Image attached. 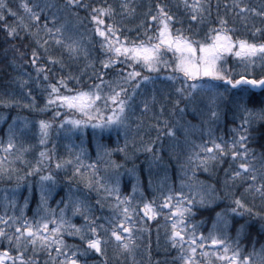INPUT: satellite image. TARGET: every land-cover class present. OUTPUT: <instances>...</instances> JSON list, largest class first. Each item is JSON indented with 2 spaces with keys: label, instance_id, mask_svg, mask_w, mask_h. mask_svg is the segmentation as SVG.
<instances>
[{
  "label": "snow or ice",
  "instance_id": "1",
  "mask_svg": "<svg viewBox=\"0 0 264 264\" xmlns=\"http://www.w3.org/2000/svg\"><path fill=\"white\" fill-rule=\"evenodd\" d=\"M220 6L217 0L213 22L211 0H177L175 8H182L189 22L185 29L176 12L160 0L142 13L137 0H20L15 10L9 0H0V25L7 41L21 42L11 43L13 60L20 62L17 67L30 65L35 71V76L23 72L17 78L19 96L0 94V107L22 106L51 113L49 119L36 122L43 150L34 162L27 159L32 146H25L24 140L35 126L32 121L13 119L6 140L0 139V181L16 180L15 188L4 190L0 201L5 209L0 214V264H88L90 254L99 258L98 264H108L110 247L118 256H132L138 237L150 234V222H156L157 234L164 228L167 246L176 253L170 264H264V245L259 251L253 245L246 253L241 241L247 238L250 224L237 219L247 214L264 221V213L253 212L244 200L247 194L264 203V142L259 152L252 147L257 143L254 125L264 122V26L252 23L249 29L255 17L264 25V0L258 5L251 0H225L223 15ZM137 16L143 19L136 28H127L124 22ZM9 17L13 23H8ZM236 20L249 30L248 37L238 35ZM213 23L215 26L206 27L202 35L192 32L194 24ZM132 31L134 37L128 35ZM97 45L102 56L99 69L90 59ZM229 58L236 61L234 67L228 66ZM81 59L88 61L86 68L93 69L88 77L92 83L72 72L53 74L56 66L62 72L67 62ZM158 81L170 89L165 97L171 105L167 118L163 104L158 113L153 111L158 103ZM30 82L44 94L43 107L36 105ZM149 86L154 93L151 99L137 104V97ZM25 96L30 103L21 104ZM137 108L141 115L136 117L133 130ZM189 109L200 120L199 126L184 122ZM149 113L154 122L145 127ZM229 114L234 126L229 128L228 138L215 135L214 126ZM89 130L95 160L85 147ZM152 130L157 133L155 139L145 141L141 133ZM113 131L118 137L122 133L125 143L110 150L102 141ZM133 131V141L137 135L140 139L139 147L133 142V150L150 153L154 160L160 158L164 138L186 148L181 166L185 175L188 171L195 176L197 170L210 174L223 170V190L231 203L216 213L210 227L206 221H195L193 208L215 200L213 186L183 181L179 190L166 182L153 186L150 172L147 189L138 181L130 193L122 192L123 165L111 156L116 151L128 157V135ZM53 133L67 141L66 157H57L47 148ZM259 140L264 141V131ZM128 171L131 174L134 169ZM61 172L66 176L67 191L52 207L50 200ZM33 176L38 177L39 200L29 217L30 198L25 197L21 206L16 192L21 182ZM28 187L31 191L32 186ZM239 188L244 192L236 196L232 189ZM105 208L108 215H95L97 209ZM74 217L83 223H74ZM69 238L79 243H69Z\"/></svg>",
  "mask_w": 264,
  "mask_h": 264
},
{
  "label": "trees",
  "instance_id": "2",
  "mask_svg": "<svg viewBox=\"0 0 264 264\" xmlns=\"http://www.w3.org/2000/svg\"><path fill=\"white\" fill-rule=\"evenodd\" d=\"M20 2V0H9L10 5L13 9H16V5ZM53 2L59 3L60 0H53ZM111 2V0H110ZM157 0H137V3L141 6L138 8V12H146L148 9V5L152 4L153 6ZM160 2L167 3L174 12H176L177 16L183 21V27L187 29L189 27V22L187 18L183 15V9L177 10L175 8V4L177 0H160ZM225 0H220V12L223 15L224 9L223 4ZM230 2V0H227ZM252 4L258 5L259 0H251ZM212 4V21H215L216 14H217V0H211ZM81 16H84V12L81 11ZM143 19V16H137L135 19L126 20L125 26L127 28L135 29L136 26L140 23V20ZM228 19L230 22L232 21V16L229 15ZM8 23H13L11 17L8 18ZM254 23L257 27L264 26L261 23L259 17L252 18L249 22V29L251 28V24ZM178 27L180 25H177ZM215 26V23L210 25H192V32L198 33L202 35L206 27ZM234 27L238 30V35L243 37L249 36V30L245 29L244 25L239 21L236 20L234 22ZM192 34V33H189ZM130 37H134L136 35L135 31L128 33ZM196 38H199L197 36ZM257 39H259V34H257ZM11 43H16L19 45L21 42L19 40L8 42L7 37L3 31V25H0V94L9 93L19 96L21 94V90L16 83V80L19 76L22 75L23 72H31L33 76H35V71L30 65H25L23 69L17 67L20 63L19 61L13 60V52L11 50ZM25 44L28 42L25 41ZM5 49L8 51L5 52ZM102 56L98 50V45L95 49H93L90 53V59L95 63V67L97 69L100 68L99 59ZM233 58L228 59V66L234 67L236 61H233ZM88 61L81 59L78 62H67L66 67L61 72L59 70V66H56L53 69V74L59 76L61 74H67L68 72H72L75 75H80L84 82L92 83L93 81L88 79L91 75L93 69L91 67H85ZM239 71V69H237ZM256 74L260 73V68L257 67L255 70ZM24 79H28L27 76L23 77ZM107 78V77H106ZM31 83V82H30ZM71 86V85H70ZM31 87L33 89V95L35 96V103L39 107H43L45 96L40 89H38L35 83H31ZM25 93L27 92V88L23 90ZM152 86H149L145 93L141 96H138L136 99V103L140 104V101L143 99H151L153 95ZM170 94V89L165 87L164 85L160 84L159 81L157 83V90L155 95L157 97L158 103L154 106L153 111H159L160 106L163 104L166 108L165 117L167 118V109L171 107L168 100L165 99L167 95ZM30 103L29 98L26 96L22 99L21 104ZM253 107L254 105H249ZM183 107V104L181 105ZM255 107H259L255 105ZM141 115L139 108H137L135 115L132 117L133 121V130L135 128V120L136 117ZM151 113H149L145 117V127L147 123L151 121ZM51 113H42L37 110L29 111L26 108L21 107H0V139L6 140V130L9 124L12 123L13 119L15 118H27L29 121H32L35 125L34 127H30L27 136L24 138L25 146H32L31 153L27 156L28 160L35 161L39 157V151L43 150L42 147L39 145V128L38 122L40 119H49ZM154 122V121H151ZM185 123H190L191 125H200V120L195 116V114L188 110L187 114L184 117ZM264 122H257L254 127L257 130L254 134L257 137V143L253 144L254 147L258 152L260 149V143L264 141L259 140V135L261 131H264ZM232 124V116L229 114L226 118L222 117L221 121L214 126L215 135L220 136L224 135L225 138H228L229 135V128L233 127ZM144 136V140L147 141L149 139L154 140L157 133L155 130L150 132L145 131L141 133ZM134 131L130 132L128 135L129 140V148H128V157L125 158L123 153H119L113 151L111 159L114 160L116 163L123 165L120 169L121 172V190L124 194H128L132 190L133 184H136L138 181L141 184L142 188L147 189L149 173L151 172V178L153 181V186L160 185L162 182H166L168 185L172 186L173 188L179 190L181 182L183 181L185 184H192L196 185L197 182H202L205 186H213L216 189L215 193V200L205 203V204H195L193 211L195 212V221H206L208 227L211 226L212 220L215 219L216 213L222 212L225 207H227L231 203V197H225V192L223 190V180H224V172L223 170H217L214 173H204L202 171L197 170L196 175L193 176L191 171L187 172L185 175L184 171H182V164L186 159V148L176 147L174 146L173 142L164 138L163 148L159 151L158 156L160 157L157 160L153 159L152 154L144 152L142 150H133V142L139 147L140 139L137 135L135 141H133ZM194 139L196 137H193ZM85 147L91 153V159H96V152L94 144H91V130H89V135L85 138ZM180 140L183 141V135L180 134ZM77 144L80 143L79 139L75 141ZM102 143L107 145L108 149L114 150L118 146L122 147L125 143L124 135L121 133L119 137L117 133L113 131L110 135L106 134L105 138L103 139ZM67 141L63 139L62 136L57 137L55 133L52 134V139L47 145L48 149H53L56 153L57 157H66L67 156V149H66ZM156 147L160 148V142H156ZM227 167V164L224 165ZM129 169H134L133 173H129ZM52 171H55L54 166ZM70 171V170H69ZM23 174V173H21ZM47 174V173H45ZM58 184L53 193L54 199L50 200L52 207H55V201L60 199L61 195H64L67 191V185L65 183L66 176L65 173L61 172L58 177ZM38 181V177H28L26 181L21 182L20 188L16 192V200L19 205H23L24 198L29 197V210L27 215L29 217L32 216V209H35L36 204L39 200V192L36 187ZM28 185H31V191H29ZM16 186V180L13 178L11 182L7 180L0 181V201H2V195L4 190L13 189ZM185 192L188 191L187 188L184 189ZM55 192H59L60 195H55ZM232 192L236 196H240L243 194V188L232 189ZM91 196L93 197L92 202L95 203V193H92ZM148 198L151 199V193L148 194ZM244 200L247 207H251L253 212H260L264 213V203H262L259 198L253 199L252 197L244 194ZM4 208L2 203H0V214H3ZM9 214H11V209L8 210ZM108 209L105 208L103 211L99 209L96 210V216H105L108 215ZM239 223H245L246 221L250 224V227L246 230V237L242 239L241 243L246 249L247 252H251L253 250V245L255 249L259 251L262 245H264V221H261L258 217H249L247 214L243 217V219L237 218ZM73 222L76 224H82L83 221L79 217H74ZM152 224L151 232L143 233L137 239L138 247L136 248L135 252L132 256H124V255H117L113 252V249L110 247L107 250V259L108 264H164V261H169L176 256L175 251L171 250L167 246L166 237L164 228L160 227L159 234H157V226L156 222H150ZM160 224H163V220L161 219ZM69 243H79L78 240H74L72 238L68 239ZM255 259V258H254ZM99 258L93 254H90L88 257V264H98Z\"/></svg>",
  "mask_w": 264,
  "mask_h": 264
},
{
  "label": "water",
  "instance_id": "3",
  "mask_svg": "<svg viewBox=\"0 0 264 264\" xmlns=\"http://www.w3.org/2000/svg\"><path fill=\"white\" fill-rule=\"evenodd\" d=\"M254 91L257 92V93H259L260 90H259V89H256V90H254Z\"/></svg>",
  "mask_w": 264,
  "mask_h": 264
},
{
  "label": "rangeland",
  "instance_id": "4",
  "mask_svg": "<svg viewBox=\"0 0 264 264\" xmlns=\"http://www.w3.org/2000/svg\"><path fill=\"white\" fill-rule=\"evenodd\" d=\"M233 61H235V60H233Z\"/></svg>",
  "mask_w": 264,
  "mask_h": 264
}]
</instances>
